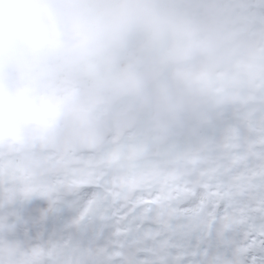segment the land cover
Wrapping results in <instances>:
<instances>
[{"label":"clouds","instance_id":"clouds-1","mask_svg":"<svg viewBox=\"0 0 264 264\" xmlns=\"http://www.w3.org/2000/svg\"><path fill=\"white\" fill-rule=\"evenodd\" d=\"M249 166L264 0H0V264H264Z\"/></svg>","mask_w":264,"mask_h":264},{"label":"flooded vegetation","instance_id":"flooded-vegetation-1","mask_svg":"<svg viewBox=\"0 0 264 264\" xmlns=\"http://www.w3.org/2000/svg\"><path fill=\"white\" fill-rule=\"evenodd\" d=\"M262 176H264V169L249 166L247 170L242 168L241 176L234 179L231 184L225 181L220 184L219 189H213L218 198L220 214L226 228L247 220L251 212H264Z\"/></svg>","mask_w":264,"mask_h":264}]
</instances>
